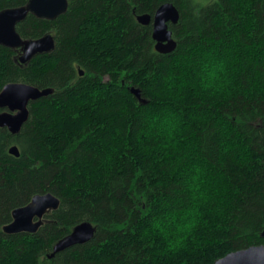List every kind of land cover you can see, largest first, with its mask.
I'll return each instance as SVG.
<instances>
[{
	"label": "trees",
	"instance_id": "trees-1",
	"mask_svg": "<svg viewBox=\"0 0 264 264\" xmlns=\"http://www.w3.org/2000/svg\"><path fill=\"white\" fill-rule=\"evenodd\" d=\"M67 2L16 26L52 35L51 52L21 65L0 46V92L53 90L18 134L0 128V264H214L264 247V0ZM165 3L180 16L170 54L137 22ZM49 193L59 208L35 234L2 232ZM84 222L91 240L49 258Z\"/></svg>",
	"mask_w": 264,
	"mask_h": 264
},
{
	"label": "water",
	"instance_id": "water-1",
	"mask_svg": "<svg viewBox=\"0 0 264 264\" xmlns=\"http://www.w3.org/2000/svg\"><path fill=\"white\" fill-rule=\"evenodd\" d=\"M68 8L67 0H29L26 6L7 9L0 12V46L20 51L18 62L25 65L35 56L47 54L54 49V38L50 34L35 40H23L16 32L17 24L28 14L38 19L53 21L65 14ZM180 19L179 12L173 4L165 3L155 12L153 18L148 15L137 17L140 25L148 26L152 20V40L155 51L160 54H170L176 48L172 32L168 24L176 25ZM82 72H80V75ZM53 92L51 89L40 90L26 84H7L0 92V128H6L12 135L19 133L28 120V105ZM131 93L140 101L138 90ZM9 154L18 157V149L11 147ZM59 200L52 194L35 195L30 202L12 211V221L2 228L5 235L35 234L45 222L44 217L59 208ZM94 228L84 222L73 228L71 233L58 241L49 258L76 245H82L91 240ZM214 264H264V247L253 246L244 250L232 252Z\"/></svg>",
	"mask_w": 264,
	"mask_h": 264
},
{
	"label": "flooded vegetation",
	"instance_id": "flooded-vegetation-1",
	"mask_svg": "<svg viewBox=\"0 0 264 264\" xmlns=\"http://www.w3.org/2000/svg\"><path fill=\"white\" fill-rule=\"evenodd\" d=\"M153 18V17H152ZM149 25H151V30H152V20H151V23L149 24ZM143 26V25H142ZM171 26V24H168V29H169V27ZM173 26V25H172ZM155 44V43H154Z\"/></svg>",
	"mask_w": 264,
	"mask_h": 264
}]
</instances>
